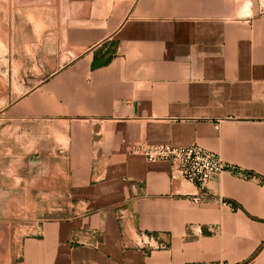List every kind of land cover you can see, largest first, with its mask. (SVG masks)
Masks as SVG:
<instances>
[{"label": "crops", "instance_id": "0c3cea01", "mask_svg": "<svg viewBox=\"0 0 264 264\" xmlns=\"http://www.w3.org/2000/svg\"><path fill=\"white\" fill-rule=\"evenodd\" d=\"M54 6L20 65L38 85L4 111V211L64 214L12 222L0 264H264V0ZM138 143L200 146L256 179L199 189Z\"/></svg>", "mask_w": 264, "mask_h": 264}, {"label": "rangeland", "instance_id": "374dc122", "mask_svg": "<svg viewBox=\"0 0 264 264\" xmlns=\"http://www.w3.org/2000/svg\"><path fill=\"white\" fill-rule=\"evenodd\" d=\"M50 11H55L54 0H0V223L5 221L7 225L12 226L9 228L0 226V235L2 231L16 234L18 229L12 222L18 219H23L29 225L58 218L64 214L4 211V175H15L18 166L4 164V124L8 123L4 118V111L19 97L38 85V76L32 66L28 72L31 76L23 81L20 65L24 63L23 60L28 61L27 63L32 61L35 46L40 44L41 29L38 23L48 22L46 14Z\"/></svg>", "mask_w": 264, "mask_h": 264}, {"label": "built area", "instance_id": "2783aa9c", "mask_svg": "<svg viewBox=\"0 0 264 264\" xmlns=\"http://www.w3.org/2000/svg\"><path fill=\"white\" fill-rule=\"evenodd\" d=\"M130 153L144 157L150 163H166L170 166L172 179H181L199 189H204L214 177L230 174L243 180H254L256 176L242 169L225 163L216 153L200 146L178 148L173 145L134 144ZM264 184V181H261ZM195 204L202 202L201 197L192 196ZM223 205L234 208V205L221 201Z\"/></svg>", "mask_w": 264, "mask_h": 264}]
</instances>
